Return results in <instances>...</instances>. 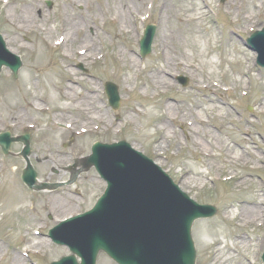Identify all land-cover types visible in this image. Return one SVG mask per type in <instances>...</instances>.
I'll use <instances>...</instances> for the list:
<instances>
[{
  "label": "rangeland",
  "instance_id": "1",
  "mask_svg": "<svg viewBox=\"0 0 264 264\" xmlns=\"http://www.w3.org/2000/svg\"><path fill=\"white\" fill-rule=\"evenodd\" d=\"M107 1H82L77 6L68 0H0V34L9 50L19 56L23 63L17 78H14L8 69H3L0 75V134L9 132L14 137L25 134L32 136L29 161L39 180L45 184L67 182L70 177L67 171L69 166L91 155L94 143H114L125 140L135 149L158 162L159 166L195 201L218 208V213L213 219L197 221L193 226L192 235L197 251L196 264H213L215 254L220 250L225 254L227 250L224 248L234 241V236L238 233L247 235V239L255 243L245 251L238 249V255L232 254L233 264L243 262V259L247 260L244 264H263L264 224L262 227L242 228L237 226L241 218H230L231 220L226 221L224 215L230 205L235 207L236 203L246 199L252 200L254 197L260 198L264 207V160L259 163V170L253 171V176L246 182L247 185L236 187L237 181L231 180L230 174H241L244 170L250 172L252 164H249L246 169L242 167L233 171L234 168H229L224 162L226 149L212 152L211 157H207L204 154V148L187 144L186 133L189 129L194 130L187 125L193 122L188 109L194 106H197L196 112L202 119H211L212 125L220 126L215 118L216 113L209 109L207 99L212 98L232 107L227 110L230 112L229 119L223 121L227 127L226 132L220 133L214 130L215 135L220 136L224 142H228V145L234 143L231 145L232 148L236 144H240L244 149L255 148L239 142L249 139L245 135V131L248 130L252 141L258 147L255 149L257 154L264 159V118L261 115V108L264 105L262 101L264 100V69L257 65V54L246 44L247 37L264 28V0L263 2L249 0L253 6H257V9L252 11L254 17L249 22H243L241 19L248 4L245 0H235L237 6L241 5L237 9V6L229 5L231 0H225L224 3H221V0H189L190 2L183 5L172 0L177 10L170 14L171 19L166 26L162 11L157 10L158 5H161L160 2L164 0H126L130 8L128 11H132V16L128 15L133 32L131 34L121 31L120 24L109 20L113 18L115 12L110 9L112 7L110 0L109 4ZM259 1L263 3L262 6ZM48 2H51L52 6H49ZM203 4L208 9L202 18V33L205 37L210 32L217 33L219 38L216 43L211 40L206 44L207 47L205 46L206 49L200 61L196 57L198 50L191 45L190 41L186 40L183 47H179L175 38L178 32L183 31L186 34L192 28V26L183 27L178 17L185 16L189 9L204 8ZM35 5L40 8V11L36 10L35 14L50 20V23H44L46 32L37 30L29 33L28 27L10 18L9 11L17 15ZM100 8L102 11L99 10ZM64 11H67L68 16L78 18L77 22L81 26H86V18L91 19L87 31L90 35L97 34L96 47L99 58L104 56L102 60L89 63L80 61L65 63L62 59L64 51L61 47H56L54 41L59 35ZM95 16H97L96 19ZM133 18L135 23L132 21ZM235 20L237 23L233 22ZM149 25L156 26L152 53L145 59H141L139 42L143 37V31ZM51 31L53 35H50ZM164 31L168 36L174 35L170 40L171 56L198 69L195 71L189 68L188 71H182L181 67H172L170 81L173 88L168 90L163 88L156 94L141 82L140 76L136 77L134 73L129 76L131 83L126 87L119 77H124L129 66L125 67L124 63L116 62L115 55H117L118 47L126 43L131 48V54L141 62L142 69L152 65H162V55L156 46L160 34ZM78 37L82 38L81 35ZM13 39H17L18 44L24 47L8 44V41ZM83 46L76 43L73 48L79 49L80 53L81 50L84 51ZM122 48L124 49V46ZM228 51H231L232 55H228ZM180 54H184L185 57ZM208 54H213L215 57V66L212 70L205 67L202 71L200 67H204L203 63ZM234 58L240 62L241 74H238V71L234 69L235 65L231 63ZM63 66L75 72L73 76L77 79V85L73 95L76 94V98L82 97L85 93L90 94V83L95 85L97 89L95 92L99 95L98 103L104 108L105 118L108 122L113 121L114 127L119 125L117 128L110 131L101 129L83 138L75 137L74 139L64 126L59 125L58 129H55L52 115H41L32 108L29 93H33V85H37L38 97L44 98L50 96L51 86L56 89L66 86L67 79L73 80L72 75L63 74ZM47 74L53 75L54 80L49 81ZM143 74L147 76L146 71H143ZM179 76L189 79L187 87H183L178 82ZM228 77H230L229 80ZM239 79L242 83L238 82ZM107 82H112L119 88L122 102L118 112H114L109 107L104 92ZM199 82L215 84L222 87V90L214 92L210 88H199L197 85ZM235 82L239 86L234 91H225L230 87L229 84L233 85ZM8 88L12 90V96L6 98L11 93L7 91ZM54 99H58L55 91ZM60 102L63 104V100ZM170 103L176 105L177 109L167 113L166 105ZM132 109L137 110L138 116L131 111ZM187 113L189 115L186 116ZM17 114H21L22 118H15ZM162 117L168 122L171 121L167 130L160 127ZM131 119H133L132 122H130ZM12 120H16L15 125L12 124ZM38 121L40 126L36 124ZM248 125L249 129H247ZM193 132L194 134L190 136L195 138L197 132ZM164 133L170 137L175 134L180 143L174 138L170 141L162 140ZM22 148L21 144H14L8 156L3 155L0 149V264H9L17 256L20 258L19 264H50L63 256L70 255V252L66 247L54 245L48 238V232L60 221L91 209L103 194L106 184L93 169L87 174H82L72 186H60L56 191L47 192L31 190L21 179L22 172L26 168V163L19 154ZM55 151L63 153L62 158L56 156ZM235 153L241 154V151L235 150ZM46 159L57 164L52 166L45 162ZM58 159H61L62 164H59ZM191 172L195 174L192 175ZM198 173L202 175V178L194 176ZM189 178L195 184L183 187V183ZM225 178L227 182H223ZM60 195L65 202L64 196L75 201L66 202V208L55 215L51 212V202ZM261 222L263 223L264 220ZM207 231L215 233L214 236L203 237ZM39 238L47 240L48 246L40 249L31 248L32 242ZM218 244H222L220 249H217ZM97 264L114 263L106 255L101 254Z\"/></svg>",
  "mask_w": 264,
  "mask_h": 264
},
{
  "label": "bare ground",
  "instance_id": "2",
  "mask_svg": "<svg viewBox=\"0 0 264 264\" xmlns=\"http://www.w3.org/2000/svg\"><path fill=\"white\" fill-rule=\"evenodd\" d=\"M69 2L73 5L80 4L82 1L89 2L91 0H68ZM180 5L186 4L190 2L189 0H176ZM239 1H244V0H239ZM247 4V8L245 9L244 15H242L243 22H249L252 20L254 15L252 14V11H255L257 9V6H253L252 3H250L249 0H245ZM253 2H256V0H251ZM263 2V0H260ZM259 1L260 6L263 5ZM112 3V7L110 9L114 10V18L118 21H120V30L125 31L126 33H132L131 27L129 25V19L128 15L132 16V11H128L129 8V3L126 2V0H121L118 2V0H110ZM258 2V1H257ZM109 4V0L107 1ZM160 6L158 5V11H162L163 15L162 17L165 20V26L168 24L169 20L171 19L170 14L174 13L177 8H175V3H173L172 0H164L160 2ZM231 7L237 6V2L235 0H231V3L229 4ZM140 6V5H139ZM241 6L238 5L236 9ZM141 7V6H140ZM204 8H198V9H189L185 16H180L178 17L180 24L183 27H188L192 26L191 30L186 32H178L175 41L177 42V45L179 47H183V44H185V41L188 40L190 41L191 45L193 47H196L198 50L197 56L200 61L202 56L204 55V51L206 49V44H208L211 40H213L214 43L217 42V39L219 38L218 34H213V33H208L206 34V37L202 33L201 25H202V18L205 15L206 11V6L203 4ZM243 9L244 6L242 5ZM39 6L35 5L31 8L26 9L22 11L20 14H15L12 11H9L10 18L17 22L18 24L24 25V27L29 28V33L34 32V31H39L42 30L44 32L47 31V28L45 27L46 23H50V20L46 17L43 16H37V12H39ZM107 12H109V7H107ZM130 9V8H129ZM137 9V8H136ZM99 10L102 11L100 8ZM137 14V13H136ZM97 15V14H96ZM97 16L94 18L96 19ZM78 18H74L72 16H68L67 11H64L62 20H61V27L59 29V35L57 36L54 41L63 49L64 54H63V60L65 63H73V62H83V63H89V62H95L98 59L99 53L97 51V40L98 36L97 34L95 35H90L88 33V25L91 22V19L86 18V26H81L77 22ZM135 22V19L133 18L132 20ZM234 23H237V21H233ZM27 25V26H25ZM250 28V26L248 27ZM54 31V30H52ZM50 32V35H53V32ZM76 35H81L82 38H79ZM60 36V37H59ZM187 36V37H185ZM174 37V35H167V33L164 31L160 34V37L158 38L157 41V46L156 49L161 53L162 55V65H152L149 68L142 69V64L138 60V58H135L131 53V48L126 44L122 43L121 46L118 47L117 55H115L116 62L120 64H125V67H128V70H126V73L123 78L121 76L119 77L120 80H122L123 84L128 87L131 83V78L129 76H132V74H136V77H141L140 80L145 84L147 87H150V89L153 92L157 91H162L163 88H173V84L171 83V72H172V67H181L180 69L182 71H188L187 69L192 68L189 63H183L181 60H176L175 57L171 56V50H172V45L170 40ZM55 38V37H54ZM18 44L17 39H13L8 41V44ZM76 43H79L81 45H84V50L85 53L81 56H79V49H74V45ZM19 47L23 48L24 46L21 44H18ZM124 46V49L122 48ZM206 46V47H205ZM234 53V52H233ZM228 55H232L231 51L227 52ZM236 54V53H235ZM183 57H185L184 54H180ZM215 57H213V54H208L204 60V67H200V70L203 71L205 67H208L212 70V67L215 66ZM231 63L235 65V70L238 71V74H241V69L239 66V61L237 58H234L231 60ZM71 66V65H70ZM198 69L195 68V71ZM143 71L147 72V76L143 74ZM194 71V72H195ZM63 74L66 75H72L75 73L70 68H67L63 66L62 70ZM227 76V75H225ZM47 79H50L49 81L54 80L53 75H46ZM73 80L67 79V85L66 86H60L57 87L56 89L53 88L52 86L50 87V96L40 98L37 95V85H33L32 92L29 93L31 97V102L30 105L36 112H44L47 109L49 112L53 115V122L56 124H65V128L67 129V125H69V128L67 131H69L70 135L72 136H78V137H85L89 133L94 132L98 127H100L102 130H109V125L111 121H107V119L104 116V108L101 107L98 103V97L99 95L96 94L95 91H97L95 85H92L90 83V94H84L80 98H76L77 95H73L76 88V78L73 76ZM230 77H228V80ZM239 83H242V80H238ZM199 88H210L214 92H218L217 90L222 89L219 86H215L212 84L208 83H202L199 82L197 84ZM230 87H233L231 90H235L238 84L233 83V85H230ZM7 88V86H6ZM5 88V89H6ZM245 88V86H244ZM247 89V88H246ZM7 91H12L9 88ZM54 91L58 95V99H54ZM6 92V90H5ZM25 94H28V92H25ZM12 96V92L8 94L6 98H9ZM63 100V104L62 101ZM209 105H210V111H213L216 113V119L219 122L220 126H215L212 125L211 119L209 120H204L202 119L201 116H199L196 112L197 106L191 107L188 110L190 111V114L192 116V124H187L189 127L193 128L197 134L195 135V138L191 137L190 135H193L194 132L192 129H189L187 131L186 136L188 137V143L189 145H192L194 147H201L204 148V154L207 157H211L212 152L215 151H221V149H226V159L224 162L227 164V166L234 168L233 171H236L237 169H240L242 167L249 166V164H252L250 167V172L249 171H243L241 174H230L231 179L237 181L236 182V187H241L247 185L246 182L250 177L253 176V171H256L258 168L259 163L264 160L261 156H259L256 152L255 149H258L256 147V144L252 141V137L250 136L251 134L249 133L248 130L245 131V135L249 137L248 140L244 141H239L242 143V145H251L254 146L255 148H250V149H244L241 147L240 144H236L234 148L231 147L234 143H230L228 145V142H224L222 138L219 136L217 137L215 135V131L217 130L220 133L226 132L227 127H225V123L223 121H227L229 119L230 112L227 111L228 109L232 108L231 105L229 104H224L220 103L212 98L207 99ZM264 103V100H262ZM19 107V106H17ZM264 108V105H263ZM261 108V115L264 118V109ZM177 109V106L174 104H167L166 105V110L167 113H172ZM192 110V111H191ZM133 113H137L136 109L131 110ZM234 112V111H233ZM206 114V112H204ZM189 115V113L186 114V116ZM138 116V113H137ZM17 119L22 118L21 114H17L15 117ZM215 120V119H214ZM133 121V119H131ZM171 122V121H170ZM167 119L164 117L161 118V123L160 127L161 129H168V125L170 124ZM16 120H12V124H15ZM196 125V126H194ZM200 127V128H199ZM203 130H202V129ZM226 128V129H225ZM249 129V125L247 127ZM202 132H204L202 134ZM176 140L178 143H180L178 136H169L168 134L164 133V136H162V140L164 141H170V139ZM201 141H203L205 144H203ZM172 142V141H171ZM249 142V143H248ZM244 143V144H243ZM235 150H240L241 154L235 153ZM79 150H77L78 152ZM56 156L59 158L63 153L55 151ZM76 152L74 153V155ZM245 155H248V157H245ZM62 158V157H61ZM250 159V160H249ZM45 162L48 164H52L54 166L57 164V162H53L52 160L46 159ZM59 164H62L61 159H58ZM220 167H218L219 169ZM192 175L195 174L194 172H191ZM200 173L194 175V176H199L201 177L202 175H199ZM202 178V177H201ZM194 185L193 181L191 178L186 180V182L183 183V187H188L190 185ZM60 197V198H59ZM56 200L51 202V212L56 213L62 211L63 209L66 208V202H71L75 201L73 199H69L70 197L64 196L66 199V202L62 199L61 195L59 196ZM237 206L230 205V207L227 208L225 212V220H231L230 218L234 219H240L237 223L238 227L246 228V227H259L264 224L261 221L264 220V207H263V202H261L260 198H252V200H244L243 202L236 203ZM236 214L234 215V213ZM234 215V216H233ZM215 234V233H214ZM213 233H208L205 232L203 237H210L214 236ZM247 235H242V234H236L234 236V241L228 246L225 247L224 249L227 250V254H223V252L220 250L215 254V259L213 261V264H233V259L232 254L237 253L238 255V249L239 251H245L247 248L252 246L251 244L255 243L252 240L247 239ZM202 240V239H201ZM255 241V240H254ZM30 243V242H29ZM32 247L33 249H40V248H46L48 246L47 240H43L41 238L35 239V241L32 242ZM202 245L203 240H202ZM222 247V244L217 245V249H220ZM29 248V247H28ZM1 250V246H0ZM18 260H20L19 256L17 258H13L9 264H19ZM243 262H237L236 264H244L247 262L246 259L242 260Z\"/></svg>",
  "mask_w": 264,
  "mask_h": 264
},
{
  "label": "water",
  "instance_id": "3",
  "mask_svg": "<svg viewBox=\"0 0 264 264\" xmlns=\"http://www.w3.org/2000/svg\"><path fill=\"white\" fill-rule=\"evenodd\" d=\"M153 32L154 28H149L147 34L151 36L144 42L143 55L151 52ZM257 34L264 43V33ZM253 42V39L249 40L250 45ZM0 44L4 46L1 37ZM256 49L261 54L260 58L264 59L263 47L259 45ZM0 56H3L0 57V70L2 66L9 65L17 74L22 65L20 61L10 62L6 55L0 53ZM259 63L264 66L262 61ZM107 91L111 104L117 109V89L110 85ZM14 141L25 144L22 156L27 160L30 154L29 136L11 139L9 134L1 135L0 145L4 153H8ZM125 147L97 145L93 155L86 159L85 170L96 167L108 181L109 190L94 211L84 216V221L88 222L83 227L84 236L88 237L79 245L83 244L85 249H73L74 256L64 258L62 264H75V255L84 256L83 264H96L101 251L117 264H195L192 225L197 219L213 217L216 208L201 206L189 199L165 173L153 168L149 159L129 151V145ZM102 148L110 151L105 156V167L114 153L115 168L108 172H105L104 163L102 165L100 162L97 152ZM24 174L25 183L35 188L37 174L30 163ZM49 187L43 185L42 188ZM80 220L79 217L72 222ZM76 228L70 227L66 239L68 244Z\"/></svg>",
  "mask_w": 264,
  "mask_h": 264
}]
</instances>
